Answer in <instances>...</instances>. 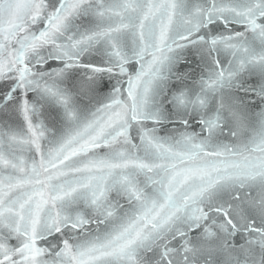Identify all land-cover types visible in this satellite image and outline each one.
Here are the masks:
<instances>
[{
  "label": "snow or ice",
  "instance_id": "obj_1",
  "mask_svg": "<svg viewBox=\"0 0 264 264\" xmlns=\"http://www.w3.org/2000/svg\"><path fill=\"white\" fill-rule=\"evenodd\" d=\"M0 264H264V0H0Z\"/></svg>",
  "mask_w": 264,
  "mask_h": 264
}]
</instances>
